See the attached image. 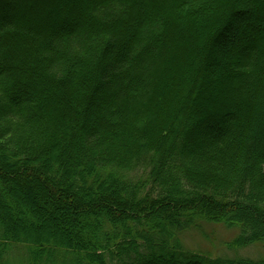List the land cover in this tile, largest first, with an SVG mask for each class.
<instances>
[{
	"label": "trees",
	"instance_id": "obj_1",
	"mask_svg": "<svg viewBox=\"0 0 264 264\" xmlns=\"http://www.w3.org/2000/svg\"><path fill=\"white\" fill-rule=\"evenodd\" d=\"M46 1L0 0V259L11 243L27 247L25 264H264L180 243L211 224L235 231L228 249L264 248V0L230 57L197 29L245 0ZM16 3L23 16L3 15ZM67 14L77 20L63 30ZM223 58L230 98L214 80ZM229 109L256 120L244 145L227 135ZM208 127L218 133L196 145ZM33 187L73 220L87 212V238L37 241L16 225L8 203L38 210Z\"/></svg>",
	"mask_w": 264,
	"mask_h": 264
},
{
	"label": "rangeland",
	"instance_id": "obj_2",
	"mask_svg": "<svg viewBox=\"0 0 264 264\" xmlns=\"http://www.w3.org/2000/svg\"><path fill=\"white\" fill-rule=\"evenodd\" d=\"M136 1H138L139 5H142V3L145 2L154 3V1L152 2L150 0ZM241 1L244 2V0ZM258 1L260 0H245V3L243 5H234L233 11L237 12L236 16L230 19L228 17L226 20L222 21L217 27H214V25L206 26L204 28L199 27V29H197V32L202 31L203 36L207 34L210 35V41L211 38L216 35L215 43H218L222 47L227 46V56L230 57V54L232 53V47L233 50L238 49V47L236 46L235 37L242 36L241 29L243 25L246 24L247 17L256 13L258 9ZM50 2L51 0L46 1V3ZM24 3L28 2L24 1ZM73 3H76V0H74ZM18 5L19 4L16 3L13 5V7L6 8L5 12H3V15H7L10 18H20L21 16H23L25 9L24 7ZM59 11L60 13L62 12V7L59 8ZM238 13H241V15H239ZM76 15L77 14L66 15V23L62 25L63 30L72 27L71 21L77 20ZM60 16L62 18L64 17L62 13ZM1 22L2 21L0 20V23ZM16 22L18 24V20ZM255 24L260 25V21H256ZM212 45L213 42H210V47H212ZM261 52H264V48ZM214 80L219 83L217 84L219 85L217 86L219 87V96L223 98H230V93L232 91L231 88L234 81L233 76L228 71V62L225 58H223V60L218 64L217 73L214 74ZM228 111L229 113L223 116V119L227 125V135L229 137H233L235 140L237 136H239V145H244L247 141L249 134L253 133V131L256 129V120L253 122L249 121L248 118L240 116L236 109H229ZM191 124L194 125L195 121H193ZM232 127L233 129L230 130V128ZM238 128L239 130H237ZM218 130L219 129L213 127H208L207 129H203L201 131L199 130V135L201 138L197 139L199 140L197 141V143L199 144L196 143V145L203 147V140H205L204 137L209 136L210 134H216L218 133ZM188 144H190V141L187 142V146ZM131 176L133 177L134 181L142 180V182L144 183L143 187L145 189V192L150 189L149 183H146V172L139 170L136 171L133 175L131 174ZM33 190L39 193V196H37L36 198L37 203L40 207L38 208V210L33 209L27 202H24L18 198L15 199L17 206L10 203L9 200V206L6 204L11 212L10 216L12 217V220L16 225H19V227L22 228H24V226H30L34 231H37L38 236L35 239L37 241L45 240L53 236L55 237L58 235V231L61 230H67L79 234L81 233L84 238H87L88 232H86L84 226H79L80 221L82 220V218H84L83 216L85 214H87V216L89 215L87 212L80 213V220L78 218L73 220L70 212L64 211L63 207H60L59 209L58 207H52L49 202H43L39 198L41 192L40 188L37 189L36 187H33ZM4 207L5 206L2 207L3 210H5ZM3 210H0V214L4 216ZM28 210L32 213V217L34 218L32 223L27 222L29 216L26 212ZM19 212H21L22 214L20 215ZM24 214H26L25 217ZM76 233L74 235H76ZM234 237V230L224 229L223 227L218 225L202 224L200 229H192L186 231L181 236L180 243L182 244V248L185 252L201 254L212 258L224 257L229 259L240 258L244 260H259L264 258V248L258 245H251L243 248L233 247L231 249L225 247L224 243L232 240ZM6 245L7 244L3 246L4 255L0 259V261H3L1 262V264H25L23 258H25L28 254V250H26L27 247L24 245H11V243L8 244V246ZM57 260L58 264H60L59 258H57Z\"/></svg>",
	"mask_w": 264,
	"mask_h": 264
}]
</instances>
